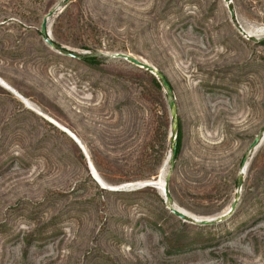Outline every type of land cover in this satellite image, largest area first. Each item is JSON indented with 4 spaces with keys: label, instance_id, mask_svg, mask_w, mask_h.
<instances>
[{
    "label": "rangeland",
    "instance_id": "rangeland-1",
    "mask_svg": "<svg viewBox=\"0 0 264 264\" xmlns=\"http://www.w3.org/2000/svg\"><path fill=\"white\" fill-rule=\"evenodd\" d=\"M227 5L0 0V264H264V0H231L237 24ZM86 155L109 185L168 160L172 203L103 190Z\"/></svg>",
    "mask_w": 264,
    "mask_h": 264
},
{
    "label": "water",
    "instance_id": "water-1",
    "mask_svg": "<svg viewBox=\"0 0 264 264\" xmlns=\"http://www.w3.org/2000/svg\"><path fill=\"white\" fill-rule=\"evenodd\" d=\"M228 5H227V8H228V12L230 14V18H231V21L233 23H236L237 24V19H236V15H235V10H234V7L233 5H231V0H224ZM53 16V12H49L43 19L42 23H41V26H40V33L43 37V41L46 43V45L50 48V49H57L55 48V45L53 43V41L50 39V19L52 18ZM241 29V28H240ZM242 31V30H241ZM243 32V31H242ZM68 56L70 57H73V58H76L77 56L74 55V54H69V53H66ZM114 57L115 58H118V59H122L124 61H127L129 63H131L132 65L140 68V69H143V70H146L148 71L150 74L156 76L157 74H155L156 70L153 66H151L150 64L140 60V59H137L136 57H133V56H130L128 54H125V53H117V54H114ZM161 84L162 86L167 90L168 92V96L169 98L171 97V89L169 87V84L167 83V81L163 78H161ZM24 104L25 102L22 101ZM28 102H26L27 104ZM29 104V103H28ZM27 106V105H26ZM174 101L172 99L169 100L168 102V109L169 111L171 112V117H172V125L174 126L175 125V113H174ZM30 108V107H28ZM40 116H42L44 119L48 120L50 123H52L53 125H55L58 129H60L61 131H63L64 133H66L72 140H74L76 142V144L79 145L80 149H82V145L80 144L79 140L76 138V136L70 132L67 128H65L64 126L60 125L58 122H56L55 120L49 118L48 116H46L45 114L41 113V112H37ZM51 120V121H50ZM52 121H55L52 122ZM264 139V132L261 134V135H258L256 136L252 142L250 143L249 145V150L250 151H254L258 148V146L261 144V142L263 141ZM176 147H177V143H176V139L173 137L172 138V143H171V151L169 153V156H168V160L169 159H173L175 157V154H176ZM83 150V149H82ZM168 160L166 161V163L168 162ZM86 161H87V165H88V168L91 172V175H92V178L94 179L95 182H97V184L100 186V188H102L103 190H108V191H113V192H132V191H135V190H138L140 188H144V187H152L154 189H157L156 186H154L153 184H155L157 182V179H159V176L162 178V196L164 197V200L166 202H169V203H172V199H171V196L168 192V188H167V180L163 177V173L162 172H159V176L156 177V179H152V180H145L139 184H125V185H109V184H106L97 174L92 162L90 161L89 157L86 155ZM247 159H244V165L242 166V170L245 169V163H246ZM95 174L97 178L94 177ZM242 184V177H239L238 178V187H240ZM140 187V188H139ZM133 188H138V189H134ZM235 205L236 203L233 202L230 206V210L229 212H232L234 209H235ZM168 210L170 211V213L172 215H174L175 217H177L178 219H181L183 220L184 222L186 221H189L191 220V217L183 210H181L180 208H178L177 206H175L174 204H171L170 207H168ZM209 222L208 219H205L203 221H201L200 223L201 224H207Z\"/></svg>",
    "mask_w": 264,
    "mask_h": 264
},
{
    "label": "bare ground",
    "instance_id": "bare-ground-1",
    "mask_svg": "<svg viewBox=\"0 0 264 264\" xmlns=\"http://www.w3.org/2000/svg\"><path fill=\"white\" fill-rule=\"evenodd\" d=\"M20 100H22L21 98H20ZM23 101V100H22ZM25 104H26V102H25ZM27 105H28V107H30V108H32V109H34L30 104H28L27 103ZM51 121V120H50ZM52 122H54L55 123V121H52ZM165 168H166V161L164 162V164H163V166H162V169H161V171L160 172H162L163 173V177L165 178ZM242 173H244V171H242ZM94 175V177L95 178H97L98 179V177L95 175V174H93ZM162 178L159 176V179H157V182L155 183V184H153L154 186H156L157 187V191L159 192V194L162 196V187H163V185H162ZM97 183V182H96ZM163 197V196H162Z\"/></svg>",
    "mask_w": 264,
    "mask_h": 264
},
{
    "label": "trees",
    "instance_id": "trees-1",
    "mask_svg": "<svg viewBox=\"0 0 264 264\" xmlns=\"http://www.w3.org/2000/svg\"><path fill=\"white\" fill-rule=\"evenodd\" d=\"M263 44H264V41L262 42ZM55 45V44H54ZM55 48H58L57 47V45H55ZM158 84V83H157ZM177 147H176V154H175V157L177 156V154H178V152H179V149H180V144H181V132L180 131H178L177 132ZM174 157V158H175ZM94 162V161H93ZM164 163V162H163ZM95 164V163H94ZM162 166H163V164H162ZM109 192H113V191H109ZM141 191H134L133 193H131V194H139ZM113 193H115V194H119V195H127V194H129L128 192H113Z\"/></svg>",
    "mask_w": 264,
    "mask_h": 264
}]
</instances>
